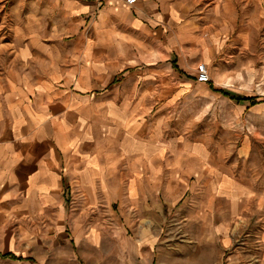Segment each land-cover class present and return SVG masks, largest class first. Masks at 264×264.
<instances>
[{
    "label": "crops",
    "instance_id": "1",
    "mask_svg": "<svg viewBox=\"0 0 264 264\" xmlns=\"http://www.w3.org/2000/svg\"><path fill=\"white\" fill-rule=\"evenodd\" d=\"M42 2L57 11L55 30L17 49L20 63L0 83V264H72V249L110 222L141 235L126 247L169 264V246L155 240L169 211L190 238L169 255L237 264L226 237L248 211L264 216V196L215 176L193 142L168 138L150 119L162 104L151 74L166 62L184 74L181 48L197 39L182 19L189 3Z\"/></svg>",
    "mask_w": 264,
    "mask_h": 264
},
{
    "label": "rangeland",
    "instance_id": "2",
    "mask_svg": "<svg viewBox=\"0 0 264 264\" xmlns=\"http://www.w3.org/2000/svg\"><path fill=\"white\" fill-rule=\"evenodd\" d=\"M186 1L191 8L182 19L192 23L197 39L181 48L184 74L167 62L163 71L151 74V94L162 104L150 106V119L158 120L168 138L193 142L202 163L209 159L214 164L215 176L230 174L253 187L256 196H264V0ZM55 16L57 11L41 0H0V83L20 63L17 49L25 48L35 33L55 30ZM201 63L206 64L215 88L253 97L256 103H239L211 89L209 83L197 81ZM196 171L202 175L201 169ZM167 219L155 240L169 246L167 263L183 264L169 254L190 238L174 211H169ZM111 225H98L93 236L87 233L88 240L77 251L72 249L78 260L72 264H149L152 259L158 264L156 250L147 254V250L126 247L128 240L141 239L138 231L119 234ZM263 233L264 216L248 211L244 222L233 223L226 237L230 241L226 255H235L237 264H264ZM216 252L217 256L223 253Z\"/></svg>",
    "mask_w": 264,
    "mask_h": 264
},
{
    "label": "trees",
    "instance_id": "3",
    "mask_svg": "<svg viewBox=\"0 0 264 264\" xmlns=\"http://www.w3.org/2000/svg\"><path fill=\"white\" fill-rule=\"evenodd\" d=\"M174 64L173 65H176L175 62H173ZM209 83V87L217 92H220L222 93L223 95L229 97L230 99H233L237 102H250L251 104H255L256 103V100L255 98L253 97H245L243 95H239V94H236V93H232V92H228L226 90H223V89H220V88H215V86L212 84L211 81L207 82Z\"/></svg>",
    "mask_w": 264,
    "mask_h": 264
},
{
    "label": "built area",
    "instance_id": "4",
    "mask_svg": "<svg viewBox=\"0 0 264 264\" xmlns=\"http://www.w3.org/2000/svg\"><path fill=\"white\" fill-rule=\"evenodd\" d=\"M101 1V0H99ZM137 0H126V2L128 4H134ZM196 79L199 82H209L210 81V77H209V73H208V68L206 66V64L201 63L197 66V75H196Z\"/></svg>",
    "mask_w": 264,
    "mask_h": 264
}]
</instances>
